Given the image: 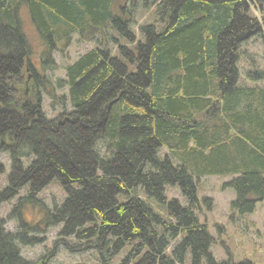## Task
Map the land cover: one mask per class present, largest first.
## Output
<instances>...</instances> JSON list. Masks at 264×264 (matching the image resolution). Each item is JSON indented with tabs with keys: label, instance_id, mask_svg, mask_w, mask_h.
<instances>
[{
	"label": "trees",
	"instance_id": "trees-1",
	"mask_svg": "<svg viewBox=\"0 0 264 264\" xmlns=\"http://www.w3.org/2000/svg\"><path fill=\"white\" fill-rule=\"evenodd\" d=\"M251 5L262 12L264 0H0V153L9 158L0 205L17 197L10 215L18 225L8 231L0 218V264H31L18 245L44 241L21 215L26 202L42 209L46 228L60 225L47 258L63 247L94 250L109 264L129 245L123 264H184L188 253L190 264H253L215 260L195 212L197 179L207 175L233 176L225 183L235 193L232 214L264 201V87L240 84L237 65L248 40L264 45V14L258 20ZM23 6L46 42L101 37L49 87L54 99L66 86L71 108L50 119ZM138 6L156 16L138 27L140 38L131 28ZM246 77L256 82L264 72ZM161 148L169 154L160 157ZM54 178L65 198L47 208L38 193ZM167 185L187 204L168 199Z\"/></svg>",
	"mask_w": 264,
	"mask_h": 264
},
{
	"label": "rangeland",
	"instance_id": "rangeland-1",
	"mask_svg": "<svg viewBox=\"0 0 264 264\" xmlns=\"http://www.w3.org/2000/svg\"><path fill=\"white\" fill-rule=\"evenodd\" d=\"M250 10L254 17L261 20L264 9L261 12L251 5ZM28 14L27 8L23 6L20 9L19 18L23 25V31L28 35L31 66L40 74L39 77L42 81L39 87L41 107L46 117L50 119L61 112L63 106L66 110L71 108L67 98L66 86L54 89V99L47 93L49 87L54 86L59 80H64L65 68L87 50L97 46L101 37L97 36V40L95 38L83 39L78 33H71L67 40L54 37V39L46 42L29 22ZM155 22L154 7L143 9L138 6L135 13V21L132 23L131 28L136 32L137 37L140 38L138 27L145 23ZM101 41L106 42L107 40ZM108 45L115 53V46L110 45L109 41ZM237 65L240 84L264 87V79L253 82L246 77V73L250 69L264 72V45L261 37H254L241 46L240 59ZM25 71V83H28L31 72L27 66H25ZM29 83L27 88L22 84L21 91L24 90V95H28L30 92ZM97 149L100 155H103L105 153V142L99 141ZM165 154H169L168 150L161 148L159 156L163 157ZM0 161L5 169V172L0 175L3 185L9 172L7 154L0 153ZM232 177V175H207L197 179V198L199 202L195 212L198 214L200 221L208 225L209 232L214 240L210 251L215 260L228 261L231 256L233 262H240L246 259L253 264H264V201L258 202L252 213L243 216L232 214L229 203L234 199L235 193L231 188L225 187V183ZM26 190V188L22 189L20 195H24ZM137 191L142 196V191L139 189ZM165 194L168 199L176 198L181 205L187 204L186 199L181 195L177 186L167 185ZM38 198L41 199L47 208H51L54 203H61L65 198V193L58 179H52L38 193ZM16 199L17 197L0 205V218L4 220L5 228L8 231L17 230V221L10 215V211L16 204ZM21 215L25 221L34 224L36 230L31 232L33 236L44 238V241L40 244L31 246L18 245L20 255L31 264H100L97 252L94 250L69 252L67 249L60 247L54 257L47 258L53 243L57 239L60 225L46 228L42 221V209L33 203L28 204L26 202L21 207ZM41 229H44V231H40ZM129 249L130 246L126 245L109 264H123ZM133 261L132 259L129 264H133ZM184 264H190L189 253L186 255Z\"/></svg>",
	"mask_w": 264,
	"mask_h": 264
},
{
	"label": "bare ground",
	"instance_id": "bare-ground-1",
	"mask_svg": "<svg viewBox=\"0 0 264 264\" xmlns=\"http://www.w3.org/2000/svg\"><path fill=\"white\" fill-rule=\"evenodd\" d=\"M23 85H24L25 88H27L28 83H24ZM31 87H32V85L29 84V88H31ZM39 89H40V88H37V90H36V89H35V90H36L37 93L40 94V90H39ZM46 89H47V88H46Z\"/></svg>",
	"mask_w": 264,
	"mask_h": 264
}]
</instances>
